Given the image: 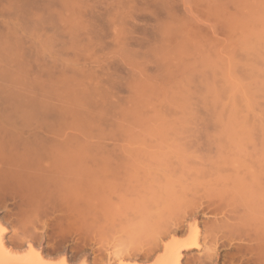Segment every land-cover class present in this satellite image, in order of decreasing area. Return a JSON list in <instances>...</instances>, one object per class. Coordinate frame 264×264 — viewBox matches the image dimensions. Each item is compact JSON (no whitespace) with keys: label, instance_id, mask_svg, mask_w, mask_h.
Listing matches in <instances>:
<instances>
[{"label":"rangeland","instance_id":"rangeland-1","mask_svg":"<svg viewBox=\"0 0 264 264\" xmlns=\"http://www.w3.org/2000/svg\"><path fill=\"white\" fill-rule=\"evenodd\" d=\"M244 165L264 185V0H0V264H157L197 234L181 264H264Z\"/></svg>","mask_w":264,"mask_h":264},{"label":"bare ground","instance_id":"bare-ground-1","mask_svg":"<svg viewBox=\"0 0 264 264\" xmlns=\"http://www.w3.org/2000/svg\"><path fill=\"white\" fill-rule=\"evenodd\" d=\"M6 127H7V126H6ZM9 129H10V128H9ZM5 130H6V129H5ZM7 130H8V129H7ZM7 130H6V131H7ZM11 131H12V130H11ZM9 132H10V130H8V133H9ZM12 132H13V131H12ZM8 133H7V134H8ZM90 133L92 134V132H90ZM11 134H12V133H11ZM9 135H10V134H9ZM7 136H8V135H7ZM12 137H13V135H12ZM24 139H25V138H24ZM21 141H22V139H21ZM21 141H20V142H21ZM24 141H25V140H24ZM26 141H27V140H26ZM20 142H19V143H20ZM22 142H23V141H22ZM27 142H28V141H27ZM51 142H52V141H51ZM6 143H7V142H6ZM23 143H24V142H23ZM55 143H57V142L55 141ZM60 143H61V142H60ZM7 145H8V144H7ZM50 145H51V144H50ZM20 146H21V145H20ZM24 146H25V145H24ZM25 147H26V146H25ZM7 149L11 151L12 148H11V147H10V148L7 147L5 150H7ZM24 149H25V148H24ZM10 151H9V152H10ZM61 151H62V150H61ZM23 152H25V151H23ZM23 152H22V154L25 155V153H23ZM50 153H51V152H50ZM56 153H57V152H56ZM9 154H11V153H9ZM46 155H47V154H46ZM46 155L43 154V155H39V156H41V157H42V156H43V157H44V156H45V157L48 156V157H49L48 159H50V158L52 159V156H53L52 154H51V157H50V154L47 155V156H46ZM9 156H10V155H9ZM56 156H57V155H55V153H54V156H53V157H56ZM59 156H60V158L62 157L63 159H62V158L60 159ZM75 156H76V155H75ZM43 157H42V158H43ZM45 157H44V158H45ZM57 157H58L59 159L54 158V159L56 160V161H55V160H54V161L59 163V162L62 160V161H61V164L59 163V166L62 165L63 168H62V166H61V167H59V166L57 167L56 165H58V163H56V164H55V167H56L55 169L57 170V168H60V171H58V172H60V173L65 172V170H64L65 168H64V167H66V165H65V163H64V160H65V158H67V157H65L64 155H63V156H62V155H59V153H58V156H57ZM64 157H65V158H64ZM9 159H10V158H9ZM9 159H8V160H9ZM45 159H46V158H45ZM25 160H26V159H25ZM52 160H53V159H52ZM9 161H11V159H10ZM66 161H67V162L69 161V166H70V157H69V156H68V160L66 159ZM238 161H240V160H238ZM242 162H243V161H242ZM62 163H64V164H62ZM71 163H72V162H71ZM239 163H240V162H239ZM245 163H246V162H245ZM241 164H242V163H241ZM248 166L250 167V165H248ZM246 167H247V165H244V166L240 167V168H241V171H243L242 169H244V171H245ZM251 167H252V166H251ZM237 168H238V167L235 168V171L238 170L236 174L240 173V172H239V171H240V168H239V169H237ZM247 168H248V167H247ZM49 169H50V168H49ZM61 169H63V171H61ZM248 169H249V170H248ZM248 169H246V171L248 170L247 173H248V172L250 173V174H249V175H250V176H249L250 179H246L245 177H243V178H245V180H244L243 178H240V179H239V181H240L239 183H238V182H235V183H238V184H239V188H238V184H235V183H234L235 185H234V184H231V185H230L231 187L229 186V187H230V189H229V187L226 186V185H224V183H223V181H224L226 178H230V177L232 178L231 181H233V178H235L236 176H235V177H232V176H234L235 173H233L232 176L229 175V173H228V176H230V177H228V176L225 177L224 174H222V175L225 177V179H224V178L222 177V175L219 173L223 179H222V178L219 179L220 176H217V175H216V178H215V179L217 180V178H218V181H219V180H220V182L222 181L223 186H225V188L227 187L226 189H229L231 192L234 191L233 193H235V196L238 194L237 196H238V197H241V196L244 195L243 193L246 192V196L244 195L245 198H244V199H243L242 197L240 198L241 202H242V201H243V202H246V204H247V202H248V204H247L246 206L249 207V210H250V211H248L247 209H246V211H247V212H250L252 215L256 213V214H257L256 219H260L261 222H260V220H257V221H259V223L262 224V226H264V225H263L264 222H262V220L264 221V196H263V195H264V190L261 189V186L264 187V185H261L262 181H261L260 179H259V180L257 179L258 181H256V177H255V176H256L257 174L255 173V174L253 175L254 172H251L252 169H250V168H248ZM218 170H219V169H218ZM218 170H217L216 172H218ZM233 170H234V169H233ZM233 170H232V171H233ZM261 170H263V169L261 168ZM127 171H128V170H127ZM127 171H125V172H127ZM219 171H220V170H219ZM223 171H224V170H222L221 172L224 173ZM67 172H68V171H67ZM225 172H226V171H225ZM233 172H234V171H233ZM242 173H243V172H242ZM217 174H218V173H217ZM230 174H231V172H230ZM236 174H235V175H236ZM238 175H239V174H238ZM259 175L261 176V174H259ZM263 175H264V174H263ZM60 177H61V176H60ZM141 177H142V176H141ZM144 177H145V180H146V176H143V178H144ZM62 178H63V177H62ZM138 178H139V177H138ZM215 179H214V180H215ZM241 179H242V180H241ZM216 180H215V182H218V181H216ZM243 180H244V182H243ZM137 181H138V179H137ZM143 181H144V180H143ZM228 181H229V179H228ZM228 181H227V179H226V181H224V182H227L228 184L231 183L230 181H229V182H228ZM250 181H252V182H250ZM260 181H261V182H260ZM87 182H88V180H87ZM139 182H141V181H139ZM220 182H219V183H220ZM257 182H258V183H257ZM259 182H260V183H259ZM132 183H133V182H132ZM227 183H225V184H227ZM240 183H241V184H240ZM137 184H138V182H137ZM139 184H140V183H139ZM244 184H245V185H244ZM255 184H256V185L258 184V186H259L260 188H258V186H257V188L254 187V186H256ZM259 184H260V185H259ZM263 184H264V182H263ZM215 185H216V184H215ZM217 185H219V184H217ZM240 185H241V186H240ZM234 186H235V188L237 187V190H234V189H235V188H233ZM243 186H244V188L247 189V190L243 189ZM263 187H262V188H263ZM222 188H223V187H222ZM232 188H233V189H232ZM238 189H240L241 192L244 190V191L242 192L243 195L241 194L240 190H238ZM242 189H243V190H242ZM255 189H256L257 192L255 191ZM257 189H258V190H257ZM259 190H260V192H262L263 194L260 193ZM262 190H263V191H262ZM235 191H237V192L239 191V192L237 193V192H235ZM257 193L260 194V198L263 197V199L261 198V200H260L259 195H258ZM239 194H240L241 196H240ZM261 194H262V195H261ZM257 195H258V196H257ZM237 196H236V197H237ZM256 196L258 197V199H257ZM3 197L5 198L4 200L6 201L7 196H3ZM86 198H87V197H86ZM235 199H236V198H235ZM235 199H234V201H235V202H236V201L238 202V199H236V200H235ZM242 199H243V200H242ZM253 199H254L255 201H254ZM245 200H246V201H245ZM251 200H253L254 203H255V202H256V203H259V200H260L261 202H260V204L257 205L256 207L254 206V209H253V205H252V204H253V203H252L253 201H251ZM1 201H2V200H1ZM257 201H258V202H257ZM2 202H3V201H2ZM237 202H236V203H237ZM250 202L252 203V204H250L251 206L249 205ZM74 203H75V202H74ZM74 203H73V204H74ZM61 205H62V204H61ZM76 205H77V204H76ZM214 205H215V204H214ZM232 205H233V202H232ZM255 205H256V204H255ZM72 206H73V205H72ZM212 206H213V205H212ZM212 206H211V207H212ZM241 206H243V204H242ZM244 206H245V205H244ZM246 206H245L244 208H246ZM65 207H66V206H65ZM224 207H225V206H224ZM216 208H217V207H216ZM225 208H227V207H225ZM237 208H238V206H237ZM67 209H69V208H67ZM71 209H72V208H71ZM71 209H70V210H71ZM73 209H75V208H73ZM76 209H77V208H76ZM210 209H211V208H210ZM221 209H222V208H221ZM238 209H239V208H238ZM61 210H62V209H61ZM233 210H234V209H233ZM253 210H254V211H253ZM72 211H73V210H72ZM235 211H236V210H235ZM235 211H234V212H235ZM243 211H244V210H243ZM68 212H69V211H68ZM84 212H85V211H84ZM86 212H87V211H86ZM219 212H220V211H219ZM222 212H223V210H222ZM226 212H227V210H226ZM232 212H233V211H232ZM244 212H245V211H244ZM247 212H245V213H247ZM254 212H255V213H254ZM250 213H249V214L247 213V214H248L249 216H251V217H250V220H252L251 218H252V217L255 218V215H256V214H255L254 216H252V215H250ZM64 214H65V212H64ZM70 214H72V215L74 216L76 213H75V214L70 213ZM81 214H82V213H81ZM218 214H219V213H218ZM228 214H230V213H228ZM62 215H63V214H62ZM88 215H89L88 217H92V216H90V213H89ZM234 215H235V214H234ZM64 216H65V215H64ZM75 216H76V215H75ZM75 216H74V217H75ZM240 216H241V215H240ZM61 217H62V216H61ZM70 217H71V216H70ZM82 217H83V216H82ZM247 217H248V216H247ZM59 218H60V217H59ZM64 218H65V217H62L61 220L64 219ZM75 218H76V217H75ZM83 218H86V216L83 217ZM92 218H94V217H92ZM233 218H234V217H233ZM66 219H67V218H66ZM77 219H78V217H77ZM80 219H81V218H80ZM90 219H91V218H90ZM90 219H89V220H90ZM83 220H84V223H85V224H88V223H87L88 219H87L86 221H85V219H83ZM83 220H82V221H83ZM94 220H96V219H94ZM94 220H93V222H94ZM245 220H246V219H245ZM245 220H244V221H245ZM253 220H254V219H253ZM63 221H64V220H62V223H63ZM66 221H67V220H66ZM68 221H70V220H68ZM71 221H72V220H71ZM79 221H81V220H79ZM79 221L77 220L76 222H79ZM96 221H97V220H96ZM233 221H234V220H233ZM73 222H74V221H73ZM73 222H71V223H73ZM89 222H90V221H89ZM246 222H247V221H246ZM252 222H253V221H252ZM64 223H66V222H64ZM242 223H243V222H242ZM242 223H240V224H242ZM244 223H245V222H244ZM255 223H256V222H255ZM259 223H258V224H259ZM60 224H61V223H60ZM75 224H76V223H75ZM79 224H81V223H79ZM82 224H83V222H82ZM93 224H94V223H93ZM93 224H92V225H93ZM95 224H96V223H95ZM95 224H94V225H95ZM234 224H235V223H234ZM248 224H249V223H248ZM258 224H257V225H258ZM260 224H259V225H260ZM89 225H91V224L89 223ZM89 225H88V226H89ZM92 225H91V226H92ZM105 225H106V224H105ZM232 225H233V223H232ZM242 225H244V224H242ZM246 225H247V224H246ZM251 225H253V223H252ZM255 225H256V224H254V226H255ZM57 226H58V225H57ZM68 226H70V225L68 224ZM77 226H78V225H77ZM77 226H76V227H77ZM79 226H80V225H79ZM79 226H78L77 229H79ZM91 226H90V227H91ZM226 226H227V225H226ZM233 226H234V225H233ZM235 226H236V225H235ZM262 226H261V227H262ZM63 227H64V226H63ZM71 227H72V226H71ZM71 227H70V230H71ZM92 227H93V226H92ZM96 227H97V224H96ZM229 227H230V225H229ZM236 227H237V226H236ZM242 227H243V226H242ZM245 227L247 228V226H245ZM245 227H244V228H245ZM248 227H249V226H248ZM59 228H60V226H59ZM68 228H69V227H68ZM81 228H82V227H81ZM86 228H87V227H86ZM169 228H170V227H169ZM171 228H172V227H171ZM173 228H175V227H173ZM179 228H180V226H179ZM232 228H233V227H232ZM56 229H57V228H56ZM88 229H89V227H88L86 230H88ZM94 229H95V228H94ZM96 229H97V228H96ZM98 229H99V228H98ZM167 229H168V228H167ZM242 229H243V228H242ZM70 230H69V231H70ZM83 230H84V229H83ZM99 230H100V229H99ZM139 230H140V229H139ZM141 230H144V229H141ZM165 230H166V229H165ZM165 230H164V231H165ZM179 230H180V229H179ZM233 230H234V229H233ZM60 231H61V230H60ZM62 231H63V230H62ZM71 231H72V230H71ZM76 231H77V230H76ZM79 231H80V230H79ZM97 231H98V230H97ZM162 231H163V230H162ZM162 231L160 232V234L162 233ZM169 231H170V230H168V232H166V233L168 234ZM173 231H175V230H173ZM229 231H230V230H229ZM231 231H232V230H231ZM241 231H242V230H241ZM252 231H253V229H252ZM259 231H260V230H259ZM263 231H264V230H262V232H263ZM72 232H73V231H72ZM84 232H85V230H84ZM91 232H92V231H91ZM98 232H99V231H98ZM253 232H254V231H253ZM257 232H258V231H256V233H257ZM64 233H65V232H64ZM69 233H70V232H69ZM76 233H77V232H76ZM78 233H79V232H78ZM94 233H95V232H93L91 235H93ZM164 233H165V232H164ZM243 233H244V232H243ZM66 234H67V233H66ZM88 234H89V233H88ZM88 234H87V235H88ZM167 234H166V235H167ZM251 234H252V233H251ZM4 235H5V233H0V245H2V246H3V244H4V240H3V239H4V238H3ZM84 235L86 236V233H84ZM130 235H131V237H130ZM249 235H250V234H249ZM128 236H129V237H128ZM156 236L159 237L157 232H154V233H151V234H146V232H142V231H141V232H136V233H134V236H133V237H135V239L138 240V242H139V240L142 239V237H143V238H147L148 240L152 241V240H154V239L156 238ZM160 236H161V235H160ZM246 236H247V235H246ZM97 237H98V233H97ZM102 237H103V236H102ZM121 237H124L123 239H125V237H126V238L128 237V238L130 239V241L133 239V238H132V234H127V236H126V235H122V236H120V239L122 240ZM162 237H163V236H162ZM164 237H165V236H164ZM197 237H198V234H197V236L195 235V238H194V240H193L194 243H192V244H189V243H188V244H185V246L181 245V246L183 247V249H181V247H180L179 249H178V248L175 249L176 251H173V250L171 249V251H172L173 253H172V252L170 251V249H169V252L166 253V256H165V254H164V258L160 257L162 260L159 259V261H160V260H161V261H160V262L158 261L159 263H157V264H181V262H182L181 260H182V257H183V253H184V252H188V251H191V250H196V249L201 248L200 245H199V243L196 242V240L198 239ZM263 237H264V235H263ZM263 237H262V239H263ZM196 238H197V239H196ZM239 238H240V237H239ZM99 239H100V238H99ZM147 239H146V240H147ZM158 239H159V241H162V239H160V237H159ZM255 239H256V238L250 237V239H249L250 244H249V246H247L249 249H254V248L256 249V247H257V249H258V246L256 245L257 243H255V241H256ZM257 239H258V238H257ZM126 240H128V239H126ZM156 240H157V239H156ZM198 240H199V239H198ZM246 240H247V238H246ZM122 241L124 242V240H122ZM128 241H129V240H128ZM141 241H142V240H141ZM144 241H145V240H144ZM144 241H143V242H144ZM157 241H158V240H157ZM258 241H259V240H258ZM258 241H257V242H258ZM119 242H120V241H119ZM263 242H264V241H263ZM263 242H262V243H263ZM127 243H128V242H127ZM136 243H137V241H136ZM125 244H126V242H125ZM133 244H134V242H133ZM137 244L140 246V242L137 243ZM137 244H136V245H137ZM147 244L149 245V243H147ZM151 244H152V242H151ZM242 244H243V243H242ZM247 244H248V243H247ZM260 244H261V243H260ZM134 245H135V244H134ZM138 245H137V246H138ZM144 245H145V242H144ZM160 245H161V244H160ZM160 245H159L158 242H157V243L154 242V244H153L151 247H150V246L147 247V249H145L147 245L144 246L145 248H143V247L141 248V247H140L141 249H145L144 251H141V250H140V252L137 253V254H135V255H134V253H133V255H132V254L129 255L130 252L132 253V251H135V250H136V249L133 250V248H132V249H131L132 251H130L129 253H128V252H127V253L124 252L126 255L128 254V256L125 255V258H126V257L129 258V257L131 256L130 258H133V260H134V259H137V258H140V259L143 258V259H146V261H148V259H149L151 256H152V258H153V254H154V252L156 253L157 249H160V248H159ZM245 245H246V244H245ZM2 246H1V247H2ZM137 246H136V247H137ZM189 246H192V247H189ZM243 246H244V245H243ZM259 246H260V245H259ZM132 247H135V246H132ZM161 247H162V245H161ZM240 247H242V245H241ZM247 247H246V248H247ZM55 248H56V247H55ZM79 248H81V247H79ZM216 248H217V247H215L214 251L217 250ZM137 249L139 250V248H137ZM58 250H59V249H58ZM80 250H81V249H80ZM83 250H84V249H83ZM155 250H156V251H155ZM240 250H241V249H240ZM240 250H239V251H240ZM261 250H263V248H262ZM212 251H213V250H212ZM212 251H211V252H212ZM256 251H257V250H256ZM263 251H264V250H263ZM263 251H262V252H263ZM78 252H80V251H78ZM98 252H99V251H98ZM136 252H137V251H136ZM217 252H218V251H217ZM253 253H254V252H253ZM259 253H260V251H259ZM84 254H85V253H84ZM117 254H118V253H117ZM167 254H168V255H167ZM110 255H112V254H110ZM120 255H121V254H120ZM123 255H124V254H122L121 256H123ZM214 255H215V254H214ZM104 256H105V255H104ZM113 256H115V255H113ZM118 256H119V254H118ZM250 256H251V255H250ZM257 256H258V255H257ZM109 257L111 258V256H109ZM119 257H120V256H119ZM262 257H264V255H263ZM96 258H98V257L96 256ZM121 258H122V257H121ZM102 259H103V257H102ZM104 259H106V258H104ZM107 259H108V258H107ZM112 259H115V257L112 258ZM119 259H120V258H119ZM251 259H252V258H251ZM251 259H249V260H251ZM263 259H264V258H263ZM263 259H262V260H263ZM95 260H97V259H95ZM99 260H100V259H99ZM115 260H118V258L116 257ZM130 260H131V259H130ZM138 260H139V259H138ZM107 261H108V260H107ZM110 261H111V260H110ZM259 261H260V260H259ZM114 262H115V261H114ZM103 263H104L103 260L95 261V264H103ZM108 263H109V262H108ZM155 263H156V262H155ZM93 264H94V263H93ZM105 264H107V263H105Z\"/></svg>","mask_w":264,"mask_h":264}]
</instances>
